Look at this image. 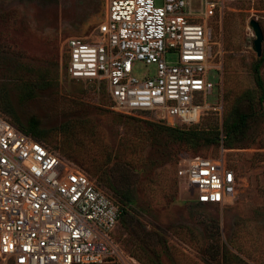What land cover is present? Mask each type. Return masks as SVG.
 Masks as SVG:
<instances>
[{"label":"rangeland","instance_id":"374dc122","mask_svg":"<svg viewBox=\"0 0 264 264\" xmlns=\"http://www.w3.org/2000/svg\"><path fill=\"white\" fill-rule=\"evenodd\" d=\"M223 1L211 23L217 69L208 96L220 110L185 125L115 109L104 83L69 76L67 42L96 38L106 0H0V100L22 123L38 118L47 131L42 141L125 208L116 238L127 258L113 264H264V101L250 25L255 19L264 32V0ZM193 3L197 9L199 0ZM154 69L136 62L134 74L145 78ZM233 106L248 119L226 138ZM154 124L214 129L221 140L188 145ZM198 156L235 171L238 186L227 203H197V189L178 177L180 163Z\"/></svg>","mask_w":264,"mask_h":264},{"label":"built area","instance_id":"2783aa9c","mask_svg":"<svg viewBox=\"0 0 264 264\" xmlns=\"http://www.w3.org/2000/svg\"><path fill=\"white\" fill-rule=\"evenodd\" d=\"M106 0L96 38L67 42L74 80L107 86L123 112L199 123L219 104L214 83L212 19L223 0ZM136 62L154 66L145 78ZM178 177L198 203L225 204L238 186L223 160L198 156ZM124 209L85 172L0 113V258L8 264H113L127 256L116 238Z\"/></svg>","mask_w":264,"mask_h":264},{"label":"trees","instance_id":"16d2710c","mask_svg":"<svg viewBox=\"0 0 264 264\" xmlns=\"http://www.w3.org/2000/svg\"><path fill=\"white\" fill-rule=\"evenodd\" d=\"M263 66H264V51H263V55L258 58L254 67L255 80L261 94L260 100L262 102L264 101V78L261 73ZM2 93H3V88L0 89V98L2 96ZM2 102L3 100L2 101L0 100V107L4 109L5 112L9 113V115H11L10 121L13 124H15L18 128H20L27 134L31 135L32 137L42 141V138L45 137L47 131H45L40 127V121L38 118L31 117L28 119L26 123H22L19 120V118L15 114H13L12 111H10L8 107ZM247 119L248 117L240 112L238 106H233V108L229 113V116L224 121V133L226 138H231L232 136H235L238 133H240ZM154 126L160 128L162 130L161 132L168 134L170 137L177 140L178 142L185 143L188 145L201 146L204 144H215L220 142L221 140V136H220L221 133L218 130H214V129L205 130V129L189 128V130H184L179 127H170L168 125H161V124L158 125L154 124ZM123 209H124L123 212V216H124L126 211L124 207Z\"/></svg>","mask_w":264,"mask_h":264},{"label":"water","instance_id":"95a60500","mask_svg":"<svg viewBox=\"0 0 264 264\" xmlns=\"http://www.w3.org/2000/svg\"><path fill=\"white\" fill-rule=\"evenodd\" d=\"M250 25L254 31L255 40H254V50L257 53L258 57L263 55V42H264V32L259 23V21L253 19L250 21Z\"/></svg>","mask_w":264,"mask_h":264}]
</instances>
